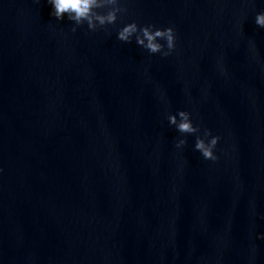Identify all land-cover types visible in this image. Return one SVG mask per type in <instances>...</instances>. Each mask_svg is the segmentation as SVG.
Segmentation results:
<instances>
[{
    "label": "water",
    "instance_id": "1",
    "mask_svg": "<svg viewBox=\"0 0 264 264\" xmlns=\"http://www.w3.org/2000/svg\"><path fill=\"white\" fill-rule=\"evenodd\" d=\"M120 6L93 31L0 0V264H264V0ZM133 21L174 50L118 40Z\"/></svg>",
    "mask_w": 264,
    "mask_h": 264
},
{
    "label": "clouds",
    "instance_id": "2",
    "mask_svg": "<svg viewBox=\"0 0 264 264\" xmlns=\"http://www.w3.org/2000/svg\"><path fill=\"white\" fill-rule=\"evenodd\" d=\"M52 6L51 15L57 20H62L67 16L68 20L74 22L76 26L87 24L89 30H96L99 27L112 25L117 20V13L126 12V9L120 6V0H47ZM105 6H109V11L106 14H101L96 11ZM254 23L264 28V12L258 13L255 16ZM76 31V27L72 28ZM135 36L136 43L146 49L150 54L161 53L163 56L170 54L175 48V33L173 28L164 29L154 28L152 25L139 26L136 22H131L124 25L117 32V39L122 42H130ZM163 40L165 44L158 41ZM167 49L165 51L164 49ZM168 123L174 125L176 130L181 134H194L200 131L199 126H194L190 113L187 111H178L175 115L167 116ZM211 135L208 129H204L203 137L197 136L194 144V149L199 151L202 157L206 160H216L217 157L213 153L219 137L211 136L205 142V138ZM186 141L178 139L176 147L184 146ZM264 238V237H261Z\"/></svg>",
    "mask_w": 264,
    "mask_h": 264
}]
</instances>
